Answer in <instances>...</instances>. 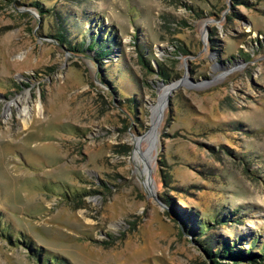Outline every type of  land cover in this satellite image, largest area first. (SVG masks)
Masks as SVG:
<instances>
[{"label":"rangeland","instance_id":"374dc122","mask_svg":"<svg viewBox=\"0 0 264 264\" xmlns=\"http://www.w3.org/2000/svg\"><path fill=\"white\" fill-rule=\"evenodd\" d=\"M241 236L264 240V0H0V264H212Z\"/></svg>","mask_w":264,"mask_h":264},{"label":"trees","instance_id":"16d2710c","mask_svg":"<svg viewBox=\"0 0 264 264\" xmlns=\"http://www.w3.org/2000/svg\"><path fill=\"white\" fill-rule=\"evenodd\" d=\"M40 12L41 8L39 7ZM56 40L58 43L70 45L65 36L62 33H57L56 35ZM103 39L101 38L100 41ZM92 44H90L88 47L89 49L94 47ZM71 49L73 47L71 46ZM79 51V50H78ZM106 51H101L98 52L99 56H103ZM217 217H214L210 220L215 221L216 223L223 221L225 224L230 223V219H226V216L222 215H216ZM178 218H181V215H178ZM207 219H197L195 226L194 224L187 223L188 220L186 219V216L184 218H181L182 222L181 225L185 231L188 233H191L192 235L194 234L195 241H200L202 240L200 238L201 235H205V232H208L211 228L210 227V220ZM207 220V221H205ZM239 221V220H238ZM213 237V241L215 240V237ZM240 239V238H239ZM235 240V239H223L219 240L216 239L215 242L209 240L207 241L205 251L207 253V256L210 258L212 264H235L238 261L245 262V264H264V240H260V237H251V236H241L240 240ZM249 241L247 244L248 248H244L241 246V243L245 244V241ZM243 240V241H242ZM239 241V242H238ZM241 241V242H240ZM214 243V244H213ZM50 264H52V260L49 258Z\"/></svg>","mask_w":264,"mask_h":264},{"label":"bare ground","instance_id":"6f19581e","mask_svg":"<svg viewBox=\"0 0 264 264\" xmlns=\"http://www.w3.org/2000/svg\"><path fill=\"white\" fill-rule=\"evenodd\" d=\"M171 87H172V84H170L167 87H163L162 88V91L160 92V104H157V105H155V106L152 107L153 115L157 114V111L159 109V105H163L164 104V101L166 99V96L168 94V91H170ZM26 115H27V112H26L25 109H23L21 111V116L23 117L24 122H26ZM154 136H155V132L153 130H151L149 132V134L147 135L148 140H151V146H153V144H154ZM135 143H136V145L138 147H140L141 144L138 141L137 142L135 141ZM145 154L147 156V161L150 163L151 162V154H149L148 151H146ZM134 156H136L135 158H137V150L134 152Z\"/></svg>","mask_w":264,"mask_h":264}]
</instances>
